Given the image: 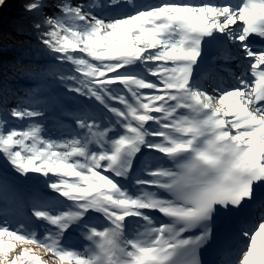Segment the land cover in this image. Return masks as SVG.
Here are the masks:
<instances>
[{
    "label": "snow or ice",
    "instance_id": "6c2138e0",
    "mask_svg": "<svg viewBox=\"0 0 264 264\" xmlns=\"http://www.w3.org/2000/svg\"><path fill=\"white\" fill-rule=\"evenodd\" d=\"M22 8L0 48L35 35L55 87L4 82L0 264H264V0Z\"/></svg>",
    "mask_w": 264,
    "mask_h": 264
},
{
    "label": "trees",
    "instance_id": "16d2710c",
    "mask_svg": "<svg viewBox=\"0 0 264 264\" xmlns=\"http://www.w3.org/2000/svg\"><path fill=\"white\" fill-rule=\"evenodd\" d=\"M48 2L55 3L56 0H48ZM23 3L24 0H8V5L0 9V32L12 33L15 36L13 30L25 16L22 8ZM46 11L51 14L52 9H46ZM18 41H24V43L20 44ZM41 47L36 36L29 33L27 36H19L16 37V40L8 41L6 49L0 48V95H2L5 79L13 102L16 97H24L28 89L41 87L42 95L48 96L51 93L52 88L55 87V85H51L53 77L41 75L49 65V58L43 56L39 51ZM14 64L17 66L23 64L25 72L13 71ZM63 67L68 66L64 65ZM13 93L14 95H12ZM53 112L54 110L50 114ZM14 123L19 125L22 122L14 121Z\"/></svg>",
    "mask_w": 264,
    "mask_h": 264
},
{
    "label": "rangeland",
    "instance_id": "374dc122",
    "mask_svg": "<svg viewBox=\"0 0 264 264\" xmlns=\"http://www.w3.org/2000/svg\"><path fill=\"white\" fill-rule=\"evenodd\" d=\"M68 123L69 121L66 117L60 116L59 111L54 110V112L52 114H48V118L43 121L45 135L51 136L54 139L62 138L60 134L65 130Z\"/></svg>",
    "mask_w": 264,
    "mask_h": 264
}]
</instances>
